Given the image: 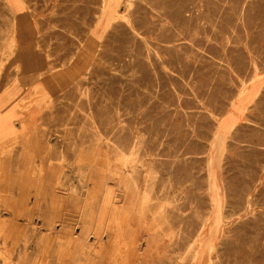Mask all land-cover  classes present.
<instances>
[{
  "label": "rangeland",
  "instance_id": "obj_1",
  "mask_svg": "<svg viewBox=\"0 0 264 264\" xmlns=\"http://www.w3.org/2000/svg\"><path fill=\"white\" fill-rule=\"evenodd\" d=\"M0 170V264H264V0H0Z\"/></svg>",
  "mask_w": 264,
  "mask_h": 264
},
{
  "label": "bare ground",
  "instance_id": "obj_2",
  "mask_svg": "<svg viewBox=\"0 0 264 264\" xmlns=\"http://www.w3.org/2000/svg\"><path fill=\"white\" fill-rule=\"evenodd\" d=\"M109 1V0H108ZM8 3V2H7ZM24 3V2H23ZM22 4V3H21ZM25 4V3H24ZM106 5H108V4H106ZM23 6V5H22ZM19 8V7H18ZM23 8H25V7H23ZM26 8H27V10H28V7L26 6ZM110 8V7H109ZM105 13H107V11L105 12ZM23 14V13H22ZM29 14V13H28ZM109 14H110V12H109ZM108 14V15H109ZM16 15V14H15ZM107 15V14H106ZM24 18V17H23ZM22 18V19H23ZM14 20V19H13ZM25 20V19H24ZM24 20H22V21H24ZM106 20V19H105ZM27 21V20H26ZM20 23V22H19ZM14 24H15V22H14ZM34 25V24H33ZM25 28H26V26H25ZM25 28H24V30H25ZM27 30V29H26ZM30 30V29H29ZM33 34V33H32ZM13 41V40H12ZM92 43V42H91ZM90 43V44H91ZM90 55V54H89ZM29 67H30V65H29ZM67 67V66H66ZM76 69V68H75ZM33 73V72H32ZM37 74V73H36ZM31 75V74H30ZM68 79V78H67ZM30 81V80H29ZM248 97V96H247ZM252 98V97H251ZM4 114V113H3ZM21 128V127H20ZM9 129V128H8ZM19 137V136H18ZM22 138H23V136H22ZM222 138V137H221ZM4 143V142H3ZM6 143V142H5ZM1 171V170H0ZM26 191V190H25ZM82 191V190H81ZM85 191V190H84ZM41 192V191H40ZM39 192V193H40ZM3 193V192H2ZM1 193V195H4V194H2ZM23 193H24V191H23ZM27 193V192H26ZM30 193V192H29ZM119 194V193H118ZM9 195V194H8ZM12 195V194H11ZM24 195V194H23ZM26 195V194H25ZM40 195V194H39ZM86 195V194H85ZM84 195V196H85ZM24 198V197H23ZM3 199V198H2ZM16 199H18V198H16ZM3 200H7V199H3ZM2 200V201H3ZM10 200H11V198H10ZM13 200V199H12ZM121 200V199H120ZM14 201V200H13ZM6 202V201H5ZM10 202V201H9ZM3 203V202H2ZM11 203V202H10ZM23 203V202H22ZM30 203V202H29ZM39 204V203H38ZM5 205H6V203H5ZM32 205V204H31ZM10 206H11V204H10ZM13 206V205H12ZM30 206V205H29ZM8 207V206H7ZM15 207V206H14ZM37 207V206H36ZM118 207H120V206H118ZM33 208V207H32ZM249 209V208H248ZM14 210V209H13ZM119 210V209H118ZM185 210V209H184ZM183 213V212H182ZM77 215V214H76ZM218 216V215H217ZM75 218V217H74ZM123 218V217H122ZM77 219V218H76ZM0 220H2V219H0ZM75 221V220H74ZM123 221V220H122ZM5 223V222H4ZM3 224V223H2ZM7 224V223H6ZM36 225V224H35ZM72 235V234H71ZM199 236V235H198ZM148 238V237H147ZM198 243V242H197ZM194 244V243H193ZM196 244V243H195ZM197 248V247H196ZM173 249V248H172ZM194 252V251H193ZM197 253V252H196ZM180 258V257H179ZM177 260V259H176ZM56 261V260H55Z\"/></svg>",
  "mask_w": 264,
  "mask_h": 264
}]
</instances>
